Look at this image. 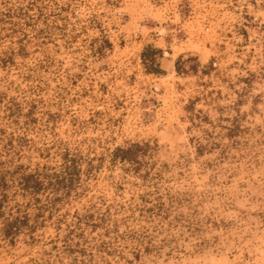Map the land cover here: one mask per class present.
<instances>
[{
    "label": "rangeland",
    "instance_id": "374dc122",
    "mask_svg": "<svg viewBox=\"0 0 264 264\" xmlns=\"http://www.w3.org/2000/svg\"><path fill=\"white\" fill-rule=\"evenodd\" d=\"M149 1L0 0V264H264V0H171L166 83Z\"/></svg>",
    "mask_w": 264,
    "mask_h": 264
},
{
    "label": "crops",
    "instance_id": "0c3cea01",
    "mask_svg": "<svg viewBox=\"0 0 264 264\" xmlns=\"http://www.w3.org/2000/svg\"><path fill=\"white\" fill-rule=\"evenodd\" d=\"M162 2V3H161ZM171 0L160 1V4L154 1L147 2L151 7V10H141L138 12V15L143 16L139 17L142 20L137 24V29L143 31L144 34L139 35V38H147L154 40V46L161 51L160 56L156 60L155 66L160 70L159 73L147 72V69L144 68L143 63L141 62L143 55V48L137 53L138 60L140 63H137L138 70L144 71V74H149L150 77L153 75L159 82L166 83L164 80L172 78L175 74V61L179 55L188 51V48H185L183 41H177L175 37V29L179 28V22H186L183 20V16L176 15L175 9H172L170 6ZM144 3V2H143ZM145 5V3H144ZM137 12V11H136ZM128 14V12H124ZM137 18V17H136ZM137 18V19H139ZM146 19V20H145ZM143 22V24L141 23ZM181 26H183L181 24ZM176 29V31H177ZM180 29H178L179 31ZM198 38V37H197ZM153 46V44H150ZM203 44L201 40H197L194 43L195 50H189L191 54L203 51ZM190 49V48H189ZM141 58V59H139Z\"/></svg>",
    "mask_w": 264,
    "mask_h": 264
},
{
    "label": "trees",
    "instance_id": "16d2710c",
    "mask_svg": "<svg viewBox=\"0 0 264 264\" xmlns=\"http://www.w3.org/2000/svg\"><path fill=\"white\" fill-rule=\"evenodd\" d=\"M176 67H177V61H176ZM153 71L158 72V73L160 72V70L157 67L154 68ZM116 151H120V149L118 148L116 149Z\"/></svg>",
    "mask_w": 264,
    "mask_h": 264
}]
</instances>
